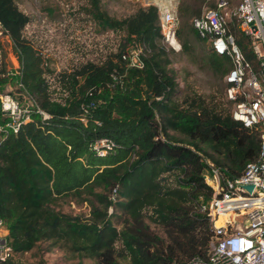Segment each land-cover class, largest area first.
I'll use <instances>...</instances> for the list:
<instances>
[{
	"label": "trees",
	"instance_id": "16d2710c",
	"mask_svg": "<svg viewBox=\"0 0 264 264\" xmlns=\"http://www.w3.org/2000/svg\"><path fill=\"white\" fill-rule=\"evenodd\" d=\"M205 4L216 0H181V52L206 40L192 22ZM90 5L94 20L114 30L116 40H107L99 56L54 70L27 34L31 15L19 0H0V126L10 119L1 101L8 84L34 101L18 131L0 129V217L13 247L0 264H31L17 256L42 241L99 264L207 259L215 231L203 207L214 188L204 172L214 164L225 177L243 174L259 157L260 132L234 118L222 89L179 95L178 52L164 40L155 5L139 4L120 17L101 0ZM234 21L236 41L257 68L250 37ZM132 47L142 48L143 66L123 56ZM208 61L221 78L232 64L211 46ZM101 138L115 142L104 155L93 148ZM69 195L90 203L89 216L59 208Z\"/></svg>",
	"mask_w": 264,
	"mask_h": 264
},
{
	"label": "built area",
	"instance_id": "2783aa9c",
	"mask_svg": "<svg viewBox=\"0 0 264 264\" xmlns=\"http://www.w3.org/2000/svg\"><path fill=\"white\" fill-rule=\"evenodd\" d=\"M142 5H155L165 42L176 50L181 49L178 39L181 0H139ZM229 0H216L215 6H206L200 16L192 19L199 35L211 48L231 57V68L225 75L226 96L233 103V116L246 126L260 132L259 157L250 161L243 174L225 177L218 166L211 164L204 178L214 188L212 199L203 207L214 226L207 259L192 257L183 264H264V0H240L230 11ZM234 18L237 27L249 35L258 59V67L246 57L230 28ZM142 48L132 47L123 56L132 66H143ZM3 110L10 119L0 129L18 131L22 118L17 99L1 95ZM38 111L48 118L50 114ZM30 112V110H29ZM110 138L98 139L93 148L101 155L113 148ZM252 184L248 190L246 185ZM220 220V223H218ZM9 229L0 217V261L12 255Z\"/></svg>",
	"mask_w": 264,
	"mask_h": 264
},
{
	"label": "rangeland",
	"instance_id": "374dc122",
	"mask_svg": "<svg viewBox=\"0 0 264 264\" xmlns=\"http://www.w3.org/2000/svg\"><path fill=\"white\" fill-rule=\"evenodd\" d=\"M239 2L240 0H229L230 11L234 10ZM101 4L111 15L120 17L141 3L139 0H101ZM19 5L32 17V21L27 25L28 36L42 53L46 67L54 70L64 68L72 60H80L89 55L99 56L107 40L110 45L116 40L114 30L103 28L92 17L89 11L90 0H19ZM207 5L205 4L203 9ZM5 42L9 59L13 66L18 68L19 60L14 53L12 42L7 37ZM181 49L177 50L178 54L173 62L179 82V95L195 90L207 94L219 89L226 95L225 76L221 78L216 74L208 61L209 42L202 39L196 42L189 52H181ZM19 87L17 84H8L3 94L13 96L21 108L28 110L24 114L22 112V118H26L34 101ZM58 206L66 212L84 216L90 214V203L71 195L61 198ZM113 219L119 226V218L113 216ZM17 259L31 264L41 261L46 264H99L93 258L51 246L48 241L40 242L35 249L17 256Z\"/></svg>",
	"mask_w": 264,
	"mask_h": 264
},
{
	"label": "water",
	"instance_id": "95a60500",
	"mask_svg": "<svg viewBox=\"0 0 264 264\" xmlns=\"http://www.w3.org/2000/svg\"><path fill=\"white\" fill-rule=\"evenodd\" d=\"M246 188H247L248 190H251V189L253 188V185H252V184H248V185H246Z\"/></svg>",
	"mask_w": 264,
	"mask_h": 264
},
{
	"label": "bare ground",
	"instance_id": "6f19581e",
	"mask_svg": "<svg viewBox=\"0 0 264 264\" xmlns=\"http://www.w3.org/2000/svg\"><path fill=\"white\" fill-rule=\"evenodd\" d=\"M218 223H219V220H218Z\"/></svg>",
	"mask_w": 264,
	"mask_h": 264
}]
</instances>
